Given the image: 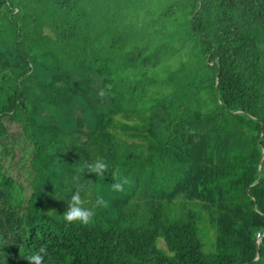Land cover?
Returning a JSON list of instances; mask_svg holds the SVG:
<instances>
[{"label":"trees","instance_id":"obj_1","mask_svg":"<svg viewBox=\"0 0 264 264\" xmlns=\"http://www.w3.org/2000/svg\"><path fill=\"white\" fill-rule=\"evenodd\" d=\"M78 188L108 202L88 225L62 219ZM41 246L43 264H264V0H0V264Z\"/></svg>","mask_w":264,"mask_h":264},{"label":"clouds","instance_id":"obj_2","mask_svg":"<svg viewBox=\"0 0 264 264\" xmlns=\"http://www.w3.org/2000/svg\"><path fill=\"white\" fill-rule=\"evenodd\" d=\"M89 173H95L102 176L108 168V164L103 160H97L94 163L87 164L85 166ZM78 172H83L84 168L77 169ZM114 183L110 185V190L113 192H123L125 185H129L131 180L126 176H120L119 171L113 173ZM82 199L80 195V189L78 188L72 193L71 199L68 202L67 210L63 213L62 219L66 224H73L79 222L83 225H88L93 222L96 215L95 209L97 207H107L108 202L103 196H98L92 208L82 207ZM40 253H46V249L41 246L39 252L31 254L26 257L28 264H43V256Z\"/></svg>","mask_w":264,"mask_h":264},{"label":"rangeland","instance_id":"obj_3","mask_svg":"<svg viewBox=\"0 0 264 264\" xmlns=\"http://www.w3.org/2000/svg\"><path fill=\"white\" fill-rule=\"evenodd\" d=\"M77 112L80 114V111H77ZM6 123L10 126L11 130H15L16 129L17 125L13 124L12 122L9 123L7 121H6ZM201 227L204 228V231L202 232V237H203L204 242H205L204 243L205 244L204 245V249L206 251H212L213 250L212 243L215 240V231L206 222H202ZM259 238H261V237L259 236ZM158 245L160 247H162L164 250L167 251V244H166V242H165V240L163 238H159L158 239Z\"/></svg>","mask_w":264,"mask_h":264},{"label":"water","instance_id":"obj_4","mask_svg":"<svg viewBox=\"0 0 264 264\" xmlns=\"http://www.w3.org/2000/svg\"><path fill=\"white\" fill-rule=\"evenodd\" d=\"M259 242H260V238L257 240V243H259ZM258 257H259V256H258ZM258 257H257V258H258Z\"/></svg>","mask_w":264,"mask_h":264},{"label":"built area","instance_id":"obj_5","mask_svg":"<svg viewBox=\"0 0 264 264\" xmlns=\"http://www.w3.org/2000/svg\"><path fill=\"white\" fill-rule=\"evenodd\" d=\"M260 236V235H259Z\"/></svg>","mask_w":264,"mask_h":264}]
</instances>
